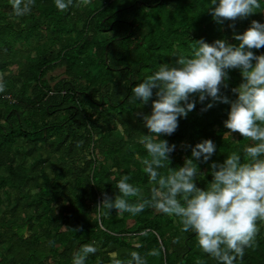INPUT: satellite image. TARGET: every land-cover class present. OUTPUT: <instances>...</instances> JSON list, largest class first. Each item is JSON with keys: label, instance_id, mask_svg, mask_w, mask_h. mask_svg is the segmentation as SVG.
Wrapping results in <instances>:
<instances>
[{"label": "trees", "instance_id": "1", "mask_svg": "<svg viewBox=\"0 0 264 264\" xmlns=\"http://www.w3.org/2000/svg\"><path fill=\"white\" fill-rule=\"evenodd\" d=\"M78 3L61 12L54 0H35L30 14L17 18L10 0H0V73L21 63L14 75L18 85L0 93V264H72L73 253L93 242L98 251L86 264H112L114 251L124 264L132 251L147 264H218L194 233L180 231L175 216L150 207L135 216L97 207L105 194L113 200L119 195L123 175L145 198L151 194L139 138L151 134L142 115L151 114L156 90L145 105L132 99V89L160 64L189 55L194 41L238 45L233 31L243 34L252 20L264 23V0L256 14L222 24L206 11L210 0ZM252 51L264 55V47ZM56 70L64 72L52 75ZM227 71L221 95L234 101L232 89L243 78L238 69ZM190 99L194 110L179 118L172 135L160 138L176 146L169 167L193 159L194 182L204 189L213 179L211 164L232 152L243 158L251 142L239 133L225 138L230 104ZM208 139L214 154L208 162L196 160L192 148ZM159 171L166 175L169 169ZM258 228L254 247L237 264H264V222ZM144 230L148 235L140 236ZM154 248L160 256H147Z\"/></svg>", "mask_w": 264, "mask_h": 264}, {"label": "clouds", "instance_id": "2", "mask_svg": "<svg viewBox=\"0 0 264 264\" xmlns=\"http://www.w3.org/2000/svg\"><path fill=\"white\" fill-rule=\"evenodd\" d=\"M35 0H10L13 15L17 18L30 14ZM55 7L67 11L73 0H54ZM91 0H79L77 6H87ZM260 0H210L206 11L213 20L224 21L247 19L260 9ZM233 30L235 24L229 25ZM238 45L218 39L209 44L203 39L195 42L189 55L176 58L174 65L160 64L157 71L148 75L133 89L132 99L148 104L155 89L150 115H142L150 135H141L139 143L146 149L142 159V171L153 185L150 197L145 198L142 190L129 183L130 176L123 175L116 184L119 195L112 198L106 194L97 208L110 214H140L152 208L158 214L179 218L182 233L192 232L200 249L215 259L218 264H237L252 248L259 232L258 222H264V55H255L252 49L264 47V23L251 21L243 34L233 31ZM255 62V63H253ZM229 69H238L242 83L232 89L237 99L230 101L221 95V86L227 87ZM6 91L4 76L0 73V93ZM198 95L199 101L207 98L230 104L224 126L231 133H239L250 141L240 153L232 152L221 164L213 162L212 181L204 189L197 187L195 178L198 167L193 159H186L178 169L169 167V154L175 145H169L160 137L170 136L178 128V120L186 118L194 110L196 101L190 97ZM209 103L204 110L211 108ZM212 140H204L192 148V157L208 162L215 152ZM167 167L166 175L159 171ZM129 198H136L130 202ZM147 236L148 230L140 232ZM174 242H179L178 239ZM139 247V245H137ZM98 248L95 242L81 246L73 253L72 264H86L90 254ZM112 264H124L119 252L109 253ZM147 256L159 257L160 250L152 249ZM127 264H147L139 252L132 251Z\"/></svg>", "mask_w": 264, "mask_h": 264}, {"label": "crops", "instance_id": "3", "mask_svg": "<svg viewBox=\"0 0 264 264\" xmlns=\"http://www.w3.org/2000/svg\"><path fill=\"white\" fill-rule=\"evenodd\" d=\"M20 64L21 63L12 65L8 69H6L4 72H1L4 76V81L6 83V89L9 87H13L14 84L18 85V81L14 75L19 70Z\"/></svg>", "mask_w": 264, "mask_h": 264}, {"label": "rangeland", "instance_id": "4", "mask_svg": "<svg viewBox=\"0 0 264 264\" xmlns=\"http://www.w3.org/2000/svg\"><path fill=\"white\" fill-rule=\"evenodd\" d=\"M54 49H55V47H54ZM25 63L26 62H24L22 65H25ZM63 72H64V70H56L55 72H53L52 73V75H56V76H58V75H61V74H63ZM235 134V133H234Z\"/></svg>", "mask_w": 264, "mask_h": 264}]
</instances>
